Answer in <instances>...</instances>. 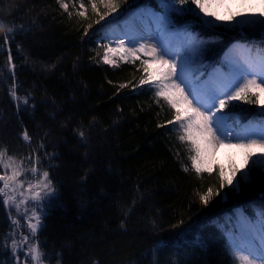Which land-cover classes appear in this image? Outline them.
Here are the masks:
<instances>
[{
	"label": "trees",
	"instance_id": "obj_1",
	"mask_svg": "<svg viewBox=\"0 0 264 264\" xmlns=\"http://www.w3.org/2000/svg\"><path fill=\"white\" fill-rule=\"evenodd\" d=\"M63 2L68 11L58 0H0V150L20 161L38 155L55 189L36 237L42 262L235 264L229 217L236 209L251 218L264 211V169L253 168L239 192L220 189L215 170L196 173L182 133L169 123L173 110L140 84L137 63L103 62L105 31L88 0L87 18L74 9L81 0ZM169 3L133 5L166 13ZM167 10L170 28L187 34L197 81L225 72V58L238 50L251 62L264 54V27H209L193 12ZM258 106L231 101L223 112L241 133L264 125ZM208 188L220 195L205 206L200 195ZM3 199L0 264H14L15 226Z\"/></svg>",
	"mask_w": 264,
	"mask_h": 264
},
{
	"label": "snow or ice",
	"instance_id": "obj_2",
	"mask_svg": "<svg viewBox=\"0 0 264 264\" xmlns=\"http://www.w3.org/2000/svg\"><path fill=\"white\" fill-rule=\"evenodd\" d=\"M58 2L65 11H68L67 3H64L63 0H58ZM161 2L163 3V0ZM88 3L91 6L92 12L99 16V20L96 23L104 20L105 17L111 16L120 7L119 0H88ZM173 3L179 4L180 7H173ZM190 3L195 7L185 8V5H189V0H170V3L166 4L165 7L175 12H193L200 17L206 26L214 27L212 19H205V17L214 16V13L207 11L209 0H190ZM79 7L82 10L77 15L87 18L86 13L88 9L83 0H81ZM101 8L104 9L103 12L100 11ZM200 13H204V15L201 16ZM69 15L71 16V13ZM262 15L264 14L241 17L237 23L259 24L261 27H264V19L260 18ZM3 27L4 25L0 23V28ZM8 32H14V28L9 27ZM85 34H87V29H85ZM8 40L9 36L5 35L3 43H8ZM204 43V41H199L193 46L199 48ZM109 53L113 55L121 54L120 59L125 61H127L129 56L133 60H139L140 55L138 54L140 53L150 58L141 60L147 77L142 78L140 84L149 85L155 90L154 95L157 98H162L169 108L174 110V119L170 120L169 123L176 124L177 131L182 133L179 135V140L188 142L191 167L196 173L199 174L206 170L203 164L207 154L218 147L239 149L245 153L246 166H248L249 161L252 162L249 171L233 169L230 175H225L221 171L219 174L220 189L231 185L233 192H239L241 185L249 183L253 168L259 166L261 169H264V126L259 130L245 129L242 133L233 135L223 127L225 116L222 114L223 109L231 101H243L247 104L259 101V96L255 90L264 92V54L260 55L255 65L250 60L245 59L243 61L244 66L238 67L232 79L222 83L219 87L201 88L186 78L183 64L177 63L167 49L164 48L163 44L158 47L153 44L140 43L137 46L134 40H129L126 44L124 39H120L115 48L106 46L103 56L105 64L115 65L116 61L110 58ZM9 60H11V56H9ZM123 86L121 85V87ZM11 92L14 99L20 100L16 96L14 89ZM253 96L256 97L255 100ZM22 102L27 104V98H23ZM218 113H221V115H218ZM81 136H83V133H81ZM23 139L27 142L31 141V137L27 132L23 134ZM257 149L260 156L253 159L255 150ZM5 157L11 163H6ZM25 159L28 160L27 165H25L24 160L17 163L14 157L7 156L6 149L0 150V167H3L5 170H11V174L8 171L0 174V182H2L0 196L6 197L2 200L4 206H15L17 213L25 220L26 226L30 230L28 235H22L19 242L13 239V255H16L18 247L22 248L24 245H27L28 251L23 253L25 264H42L45 255L36 239L38 231L42 226V217L35 210L31 216L20 214V205L26 204L28 199L34 202L43 200L44 196L51 195L55 189L52 187V182L49 179V172L47 170L40 171L41 162L39 156H29ZM187 170L186 167L185 171ZM238 171L241 172L239 179H237ZM26 172H30L36 178L35 183L28 180L25 176ZM21 176H25V179H19ZM26 182L28 187L24 189ZM18 189H24V191L19 192L21 197L19 201L16 200L15 195H8L9 191L16 193ZM25 192H28L29 196L25 197ZM214 195H220V192L214 193L212 188H208L205 193L200 195V201L206 206ZM26 212L27 208H25ZM33 220L35 222H31ZM259 221L261 247L256 255L249 254L237 257V259L242 261V264H257V262L264 264V211L259 213ZM13 223L21 226L20 219L14 220ZM30 237L32 238L31 243H29ZM17 264H20L19 256H17Z\"/></svg>",
	"mask_w": 264,
	"mask_h": 264
},
{
	"label": "rangeland",
	"instance_id": "obj_3",
	"mask_svg": "<svg viewBox=\"0 0 264 264\" xmlns=\"http://www.w3.org/2000/svg\"><path fill=\"white\" fill-rule=\"evenodd\" d=\"M136 0H119L120 7L117 12L113 13L111 16L105 17L104 20H101V24H103V31L106 39V46H111L113 48L116 47L117 42L120 39H124L127 44L129 40H134L137 46L140 43H148L157 45L158 47L163 44L164 48L170 53L172 58L176 60L177 63H181L185 69V76L190 80L194 85H198L201 88H213L219 87L222 83L227 82L232 79V77L237 72L238 67H243V61L248 59L246 50H238L230 55H227L226 62L227 67L225 72H216L212 73L209 78L196 81L194 78L196 77V73L194 71V66L191 60V48L189 46V40L187 34L177 33L175 30L171 29L168 24V12L167 8L163 7L162 11L158 10H149L144 8H135L134 3ZM80 2L74 5V9L77 11H81L79 7ZM89 4V3H88ZM90 5V4H89ZM174 7V4H172ZM91 7V6H90ZM192 7H195L192 5ZM101 12L104 11L103 8L100 9ZM199 11V9H197ZM207 11L214 13L212 17H205V19H212L214 25L219 24H227L232 27H242V26H257L261 27L259 24H238L237 21L241 19V17H249L253 15L264 14V0H209V6L207 7ZM201 16L204 13H200ZM95 17L99 18L95 14ZM260 18L264 19V15ZM117 26V28H116ZM121 54L113 55L109 53L111 59L116 61L115 65L118 64H128V63H137L139 66V75L140 79L146 78L147 74L143 70V65L141 64V60L150 59L144 54L140 53L139 60H133L131 56L127 58V61L120 59ZM167 58V57H166ZM258 58H253L252 63L255 65ZM114 66L112 64H108ZM256 94L259 96L258 108L264 110V92H260L259 90H255ZM157 98V97H156ZM159 103L164 105L165 107L169 106L162 98H157ZM218 103V102H217ZM166 107V108H167ZM174 112V110H173ZM225 116L223 121V127L233 135H236L239 132H236V125H232L228 118V113H222ZM221 115V113H218ZM264 126V125H263ZM245 129H250L244 127L242 132ZM260 127L252 128L251 130H259ZM241 132V133H242ZM186 147H189L188 142L184 141ZM260 156L259 150H255V154L253 159H256ZM15 161L18 163L20 160ZM25 165L28 164V160H24ZM6 163H11L5 158ZM191 166V161L188 162ZM251 161L248 162V166L245 164V153L239 149L234 148H224L218 147L214 151H210L204 161L203 167L206 169L204 171L215 170L219 175L221 171L224 172L225 175H230L233 169H240L243 171H247L248 167L251 165ZM192 168V167H191ZM1 174L5 171H8L11 174V170H5L3 167H0ZM41 171V170H40ZM241 172H237V179H239ZM25 176L28 180L35 183V179L30 172H26ZM25 176H21L19 179H25ZM0 186H2V182H0ZM27 182L24 185V189H27ZM24 189H18L16 193L8 192V195H15L16 200L19 201L21 199L19 192L24 191ZM226 191L232 190V186L228 185L224 188ZM54 195V192L51 195L44 196L43 200L40 201H32L28 199L26 204L20 205V214H25L27 216H31L32 212L35 210L38 214L43 215V207L45 203H47L48 199ZM29 196L28 192H25V197ZM6 198V197H4ZM11 211V216L13 221L20 219V225L15 226V234L11 236V239H15L16 241H20L22 235H28L29 229L26 226L25 220L21 218V216L17 213V210L14 205L9 206ZM25 208H27V212L25 213ZM232 223V229L227 232V240L229 243V247L232 251V255L235 261V264H242V261L237 259V257H241L244 255H256L259 252L261 247V241L259 236V228L260 221L259 216L256 218H251L247 213H245L241 209H236L234 211V215L229 217ZM31 222H35L34 220ZM32 242V238H29V243ZM12 251V252H11ZM27 245H24L22 248L18 247L16 255H13V248L11 242L10 252L12 254L13 263L17 264V256H19L20 264H25V256L23 253L27 252ZM8 263H10L8 261ZM11 264V263H10ZM42 264H44L42 262ZM259 264V262H257Z\"/></svg>",
	"mask_w": 264,
	"mask_h": 264
}]
</instances>
